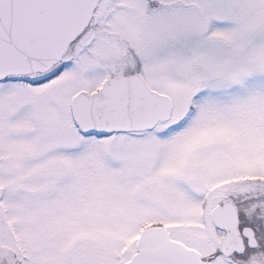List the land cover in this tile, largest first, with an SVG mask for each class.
Here are the masks:
<instances>
[{
  "label": "snow or ice",
  "instance_id": "snow-or-ice-1",
  "mask_svg": "<svg viewBox=\"0 0 264 264\" xmlns=\"http://www.w3.org/2000/svg\"><path fill=\"white\" fill-rule=\"evenodd\" d=\"M0 264H264V0H0Z\"/></svg>",
  "mask_w": 264,
  "mask_h": 264
}]
</instances>
